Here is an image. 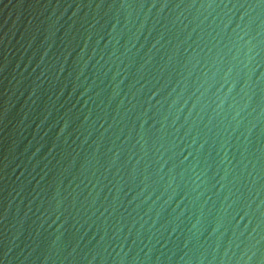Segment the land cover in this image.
Listing matches in <instances>:
<instances>
[{
	"label": "water",
	"instance_id": "95a60500",
	"mask_svg": "<svg viewBox=\"0 0 264 264\" xmlns=\"http://www.w3.org/2000/svg\"><path fill=\"white\" fill-rule=\"evenodd\" d=\"M0 264H264V0H0Z\"/></svg>",
	"mask_w": 264,
	"mask_h": 264
}]
</instances>
